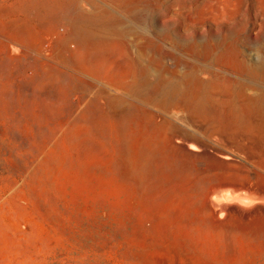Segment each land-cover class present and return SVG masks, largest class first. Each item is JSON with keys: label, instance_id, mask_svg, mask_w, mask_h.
<instances>
[{"label": "rangeland", "instance_id": "rangeland-1", "mask_svg": "<svg viewBox=\"0 0 264 264\" xmlns=\"http://www.w3.org/2000/svg\"><path fill=\"white\" fill-rule=\"evenodd\" d=\"M0 264H264V0H0Z\"/></svg>", "mask_w": 264, "mask_h": 264}, {"label": "bare ground", "instance_id": "bare-ground-1", "mask_svg": "<svg viewBox=\"0 0 264 264\" xmlns=\"http://www.w3.org/2000/svg\"><path fill=\"white\" fill-rule=\"evenodd\" d=\"M82 6V5H81ZM83 8H85V6L83 7ZM87 10V9H86ZM221 204V203H220Z\"/></svg>", "mask_w": 264, "mask_h": 264}]
</instances>
